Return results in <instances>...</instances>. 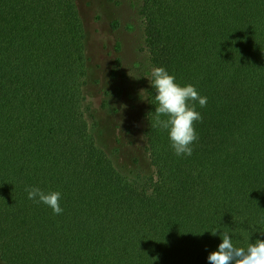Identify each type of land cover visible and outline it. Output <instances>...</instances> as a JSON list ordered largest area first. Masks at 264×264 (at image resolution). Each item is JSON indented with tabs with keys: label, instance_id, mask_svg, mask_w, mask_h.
Wrapping results in <instances>:
<instances>
[{
	"label": "trees",
	"instance_id": "obj_1",
	"mask_svg": "<svg viewBox=\"0 0 264 264\" xmlns=\"http://www.w3.org/2000/svg\"><path fill=\"white\" fill-rule=\"evenodd\" d=\"M137 14L142 182L86 119L99 81L77 0H0V264H208L225 233L264 240V0H138ZM153 67L207 97L191 156L153 126ZM27 187L60 192L62 214Z\"/></svg>",
	"mask_w": 264,
	"mask_h": 264
},
{
	"label": "rangeland",
	"instance_id": "obj_2",
	"mask_svg": "<svg viewBox=\"0 0 264 264\" xmlns=\"http://www.w3.org/2000/svg\"><path fill=\"white\" fill-rule=\"evenodd\" d=\"M77 3L90 35L89 56L99 81L87 95L86 119L97 145L125 175L142 182L151 173L143 137L149 66L138 0ZM133 160L136 164H131Z\"/></svg>",
	"mask_w": 264,
	"mask_h": 264
},
{
	"label": "clouds",
	"instance_id": "obj_3",
	"mask_svg": "<svg viewBox=\"0 0 264 264\" xmlns=\"http://www.w3.org/2000/svg\"><path fill=\"white\" fill-rule=\"evenodd\" d=\"M150 76V86L155 90L156 102L153 126L167 130L170 146L177 156H191L192 144L198 140L194 125L202 120L196 104L201 108L205 107L207 97L201 96L191 84H178L175 77L163 67H153ZM162 116L166 119H161ZM25 191L28 199L43 203L56 215L62 214L60 192H44L38 187H27ZM221 240L217 250L208 255V264H264V240L256 239L246 247L235 246L227 233L223 234Z\"/></svg>",
	"mask_w": 264,
	"mask_h": 264
}]
</instances>
